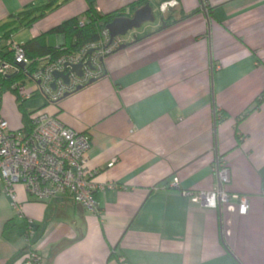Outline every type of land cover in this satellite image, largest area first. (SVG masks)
<instances>
[{
    "label": "crops",
    "instance_id": "crops-1",
    "mask_svg": "<svg viewBox=\"0 0 264 264\" xmlns=\"http://www.w3.org/2000/svg\"><path fill=\"white\" fill-rule=\"evenodd\" d=\"M45 1L0 0V26ZM136 1L66 0L30 26L31 38L89 6L105 15ZM147 2L159 21L119 37L125 47L103 59L94 83L56 104L24 103L89 136L99 213L69 195L35 200L16 184L18 213L0 187V264L23 263L28 225L38 264H264V96L254 106L264 92V0ZM165 2L176 5L161 11ZM48 35L49 46L63 44ZM218 158L229 168L223 189L246 196V215L233 200L220 211L168 187L175 178L181 190H215Z\"/></svg>",
    "mask_w": 264,
    "mask_h": 264
},
{
    "label": "built area",
    "instance_id": "built-area-1",
    "mask_svg": "<svg viewBox=\"0 0 264 264\" xmlns=\"http://www.w3.org/2000/svg\"><path fill=\"white\" fill-rule=\"evenodd\" d=\"M175 2H165L160 10L175 6ZM85 19H80L83 26ZM10 39V38H9ZM0 42L9 58L0 54V104L5 90L15 91L18 98L27 101L39 97L46 104H56L62 97L75 92L77 87H85L92 79L101 77L104 71L103 59L114 53L121 45L119 37L110 40L108 31L103 28L96 40L87 42L76 51L66 53L56 59L48 56L40 59L38 67H31L21 46L10 40ZM80 65L81 74L71 67ZM67 75V82L54 78L53 73ZM11 80L9 88L4 82ZM54 84V87L51 85ZM91 141L85 133L66 127L56 116L38 110L31 116L28 130L11 131L0 113V187L9 196L13 208L19 213L13 187L21 184L26 193L35 200L47 201L59 195H69L73 202L92 214L99 213V204L94 196L93 172L87 167L86 153ZM213 173L218 187L209 192L181 190L177 179H172L168 187L179 190L193 203L222 211V207L236 202L237 214L246 215V196L231 195L223 189L229 182V168L222 158L213 164ZM112 187V185H110ZM33 229L28 225L23 239L26 255L22 264H38L39 256L32 248ZM118 264H124L119 259Z\"/></svg>",
    "mask_w": 264,
    "mask_h": 264
},
{
    "label": "trees",
    "instance_id": "trees-1",
    "mask_svg": "<svg viewBox=\"0 0 264 264\" xmlns=\"http://www.w3.org/2000/svg\"><path fill=\"white\" fill-rule=\"evenodd\" d=\"M65 1L66 0H46L44 3L29 5L19 13L12 15L8 22L0 26V42L7 41L11 36V31H7L9 25L8 23L10 21L18 22L21 25H23V22L25 21V26L30 27L34 22L43 18L45 13L56 9L60 4ZM146 3H148L147 0H138L130 4L127 9H121L116 12L105 15L97 13L92 6H89L88 9L83 13V15L79 17L70 18L48 31L47 34L62 36V45L58 47L49 46L46 43L47 34H41L27 40L24 44L20 46L24 50L26 58L31 61V67H38L40 64L38 61L44 57L48 56L51 60L56 59L63 54L72 53L76 51L79 47H81L87 42L96 40L99 36V32L103 28H105V25L107 23H109L116 17H130L137 8L143 6ZM195 12L196 11H194L193 13ZM82 18L86 21L83 26H79V21ZM167 20L168 19L163 20L165 25H167ZM2 47L3 48H0V54L4 58H9L10 53L3 52L5 50V47ZM10 83L11 80L5 81L4 87L8 89ZM10 92L15 96L17 109L21 116L22 129L28 130L30 128L32 114H34L38 110H41V108L28 112L24 107L25 101L20 100L15 91ZM262 96H264V92H262L260 98L255 100L254 106H257L260 103ZM44 105L47 104L44 103ZM37 238L38 236H35L31 242L34 243Z\"/></svg>",
    "mask_w": 264,
    "mask_h": 264
},
{
    "label": "rangeland",
    "instance_id": "rangeland-1",
    "mask_svg": "<svg viewBox=\"0 0 264 264\" xmlns=\"http://www.w3.org/2000/svg\"><path fill=\"white\" fill-rule=\"evenodd\" d=\"M46 14L47 13H45L44 16ZM159 19H160L159 13L155 12V22L154 23L158 22ZM154 23H145L139 29L130 30L124 36H121L120 38L122 40H125L126 38H128L131 35V33H133V32L135 33L137 31H140L143 27L153 25ZM8 24L9 25H8L7 31H11L10 32L11 36H10L9 40H10V42H12L13 45L20 46V45L24 44L27 40L31 39V36H32L31 27L25 26V24H26L25 21L23 22V25L19 24L18 22H14V21H10ZM55 39H56V36L53 34H50L47 37V41L50 44H53ZM6 99L8 100V103H9V111L7 108H5ZM2 100H3V107L1 108L0 113L3 116V118L7 121L8 125H9V129L11 131H17V130L22 129V123L20 122L19 115H18V112L16 110L15 96L11 92L5 90L2 94ZM39 103H40V98L38 99L37 97L33 98L32 100L25 101V105H26L27 109H29V110H31L32 107H34L35 105H37ZM5 111L12 114L14 123H12L10 121L8 116L5 114L6 113Z\"/></svg>",
    "mask_w": 264,
    "mask_h": 264
},
{
    "label": "water",
    "instance_id": "water-1",
    "mask_svg": "<svg viewBox=\"0 0 264 264\" xmlns=\"http://www.w3.org/2000/svg\"><path fill=\"white\" fill-rule=\"evenodd\" d=\"M155 21V15L153 11V7L146 3L143 6L137 8L130 17H116L109 23L105 25V29L109 33L110 40L112 41L114 38L124 36L128 31L139 29L145 23H153ZM125 47V45H120L115 51H120ZM72 71L76 74L80 75V65H74L71 67ZM54 78H61L63 81L67 82V75L54 72ZM96 79H92L89 81L87 85H90L95 82ZM54 87V84L51 85ZM83 87H77L76 91L81 90ZM70 94H65L62 98L68 97ZM237 212V206L235 207Z\"/></svg>",
    "mask_w": 264,
    "mask_h": 264
}]
</instances>
